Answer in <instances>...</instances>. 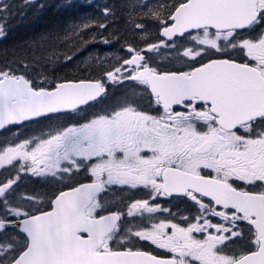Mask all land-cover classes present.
I'll list each match as a JSON object with an SVG mask.
<instances>
[{
    "label": "snow or ice",
    "instance_id": "obj_1",
    "mask_svg": "<svg viewBox=\"0 0 264 264\" xmlns=\"http://www.w3.org/2000/svg\"><path fill=\"white\" fill-rule=\"evenodd\" d=\"M11 8L0 0V20ZM121 11L138 43L125 37L128 55L114 63L93 57L84 71L95 77L49 86L40 71L60 58L61 44L84 43L90 23L42 35L30 59L0 68V129L107 104L108 85L127 82L119 100L85 123L0 145V264H264V0H123ZM103 14L116 18L108 6ZM162 50L187 70L152 66L148 53ZM138 90L158 114L143 110ZM82 168L93 182L53 193L50 210L46 194L20 191L21 173L48 183ZM112 186L183 199L196 214L181 217L186 226L128 227L129 217L170 210L147 199L109 209L101 193Z\"/></svg>",
    "mask_w": 264,
    "mask_h": 264
},
{
    "label": "rangeland",
    "instance_id": "obj_2",
    "mask_svg": "<svg viewBox=\"0 0 264 264\" xmlns=\"http://www.w3.org/2000/svg\"><path fill=\"white\" fill-rule=\"evenodd\" d=\"M168 2L170 3L171 1ZM88 3H91V1H89ZM45 4H46V8L43 9V11L46 10L51 4L61 5V7H68L74 4V1L69 2V0H65V2L60 3L58 0H46ZM11 5L12 8L10 14L5 15L3 19L0 20V24L4 25V31H5V34L3 36H0V47L5 46V43L2 44L1 42L6 38L10 28L16 24L15 18H22L26 16L31 17L32 14V10L30 9L32 5L27 3L26 0H15ZM96 8H97L96 15L98 16L97 21L87 22L82 19L78 21L75 19L72 23L69 24L68 28L70 27L71 29L75 25L90 23L92 25L91 29H93L92 34L89 33L83 34L82 37L83 38L94 37L95 38L94 40L96 42H99V44L95 45L97 44L95 42L92 43L91 45H86L83 49H80L79 51H76L73 54V61H69L67 62V64H65L64 60L59 61V59H57L54 64H51L47 67H41L40 71H43L49 78V86H51V81L57 79L58 71L61 70L71 71L72 73L75 74V77L82 76L81 74H83L84 76L87 75L83 73L82 70H84L86 66H89L88 63L89 64L95 63V61L92 59L95 56H99L101 57V59L107 57V59L104 60V63L107 64L110 62L114 63L118 57H126L128 55L126 50L123 48L125 38L119 37V39L116 40V39H112V37L106 35L105 33H100L104 29H100L98 25L100 23L107 24V21H109V19L105 18L103 14L104 7L96 6ZM87 29L90 31L89 28ZM119 31L123 34L130 36V28L128 25H121ZM156 32L157 30L154 27L150 30V35L153 40H155ZM104 38L110 39L111 43L108 44L103 43L102 41ZM30 40L27 39L26 42H19L18 45L16 46L11 45V46L13 48L26 46L27 51L30 52V46L33 45L34 43V42H30ZM127 42L132 43L129 41ZM137 43L138 41L136 40V44ZM17 51H19V49H16V52ZM4 52H7V50H5ZM4 52L3 53L0 52V63L3 61ZM148 55L152 58L151 59L152 66L158 67L161 70H165V71H176L177 69L187 70L178 60L175 59L173 53H164V51L162 50V54L148 53ZM28 58L30 59V53L28 55ZM7 65L12 67L17 65V58L11 57V59L8 60ZM77 67H79L81 71L77 72L76 71ZM0 68H1V64H0ZM71 68H73V70H71ZM33 75H36L35 71L33 72ZM49 75L54 77V79ZM126 85L127 82L124 85L109 84L108 85L109 92L113 99L110 100L107 104L88 108L86 111L76 113L74 115L71 114L62 115L60 116L59 119H52L51 121L47 120L43 123L32 124V125L27 124L26 125L27 127L21 131L8 130L0 136V145H3L5 142L12 143V142H19L23 139L41 137L60 128L85 123L93 115L103 112L104 110L108 109L111 104L115 103L116 100H119L125 94L127 88L125 87ZM140 94L148 99L147 95L143 93L142 90H138V99H140L139 98ZM143 106L145 107L149 106L148 100L145 101L144 103L143 101L141 102V107L143 108ZM4 175L7 174L6 173L0 174V179H2ZM21 177L22 179L20 183V191H25L29 193L39 192L42 195L43 194L47 195V199H45V205H44L45 210H48V199L52 197L53 193H57L62 189L66 188L67 186H71L72 184L79 185L84 182L85 183L93 182L94 179L91 176L90 172L85 171L83 168L79 172H73L65 175L62 181L50 180L48 183L37 182V179L35 177H32L30 174H24V173H21ZM149 193H150V189L143 188V186L137 188H128L127 186H112L104 193V195H102V202L105 203L106 207L109 209L127 211L126 206L130 202L137 199H147L151 204H158L162 209L166 208L170 210V212L157 211L152 214L146 213L144 217H137L135 219L129 217L128 219L131 221V223L128 225V227L144 226L150 223H158L161 220H165V221L171 220L173 223L180 224L181 226H186V224L182 221L181 217L188 216L191 219V217L196 214V210L191 204V202H181V200H176V201L170 200L165 196H157L155 199H151ZM130 246L140 248L141 250L144 249L157 250V247L155 245H151L150 243L144 241L133 240Z\"/></svg>",
    "mask_w": 264,
    "mask_h": 264
},
{
    "label": "trees",
    "instance_id": "obj_3",
    "mask_svg": "<svg viewBox=\"0 0 264 264\" xmlns=\"http://www.w3.org/2000/svg\"><path fill=\"white\" fill-rule=\"evenodd\" d=\"M78 12V6L76 3L68 6V7H61V5H50L46 10H44L37 18L35 19H29L27 17L22 18H15L16 24L12 26V28L9 30L10 34L8 33L6 38L1 42L2 44L5 43V46L0 47V52L3 53L5 50L7 52H4V58L3 61L0 63L1 68L5 67L7 65L8 60L11 59V57L17 58V65L13 66V68L18 67V61L29 59L28 55L30 52L27 51L26 46H21L19 48L12 47L11 45H18L19 42H26L27 39H31L30 42H35L38 40L39 37L45 34H50L53 32L58 33H64L65 31L70 30V27L68 28L69 24L72 23L76 17ZM23 24V25H21ZM16 28V29H15ZM90 34V31L86 29L81 35L83 34ZM157 39V36H155V40ZM85 42L80 43L78 40L76 41H67L65 44H61L59 46V54L60 58L59 61L63 60L62 56L64 53H68L73 55L76 51H79L80 49H83L86 45H91L92 43H95L96 41L91 38H84ZM129 42H132L136 44L135 39H128ZM98 45L99 42H96ZM77 44L79 45L77 47ZM16 49H19V51L16 52ZM93 63H88L89 66H91ZM12 67V66H11ZM73 70V68H71ZM83 73L87 75L77 76L79 78H92L95 77V72H87L82 70ZM49 73V72H48ZM50 76V75H49ZM52 77V76H50ZM75 77V74L71 71H58L57 79H73L77 78ZM54 79V77H52ZM122 92V91H121ZM119 93V92H117ZM51 121V120H49ZM76 184H72L71 186H67L66 188L72 187Z\"/></svg>",
    "mask_w": 264,
    "mask_h": 264
},
{
    "label": "flooded vegetation",
    "instance_id": "obj_4",
    "mask_svg": "<svg viewBox=\"0 0 264 264\" xmlns=\"http://www.w3.org/2000/svg\"><path fill=\"white\" fill-rule=\"evenodd\" d=\"M14 1L15 0H8V2L10 4H12ZM58 1L60 3L65 2V0H58ZM71 1H74V3H76L78 6V12H77L78 16L76 18L77 21L80 19L87 21V22L97 21L98 16L96 15V13H97L96 6H101V7L108 6V7L112 8L116 12V18L113 20L107 21V28L102 30L100 33H105L106 35H108L110 37L118 36L121 38H125V37L131 38V36L123 34L119 31V28L121 25H127L125 17L121 11V4L123 3V0H69V2H71ZM89 1H91V3H88ZM168 1H171V0H168ZM45 2H46V0H32V3H31L32 7L30 8L32 10L31 17H28V16H26V17L29 19H34L35 17H38L42 13L43 9L46 8ZM41 5H43V7H41ZM89 19H91V20H89ZM89 29H90V34H92L93 29H91V27H89ZM9 34H10V32H9ZM125 87H127V85ZM139 98H142L143 103L148 100L146 97H144L141 94H140ZM143 108H144V110L150 112L153 115L158 114L155 110L154 105L151 107L150 106H147V107L143 106ZM47 120L48 119L44 118V119H40L39 121H34L31 123H27V124H30V125L39 124V123H43ZM27 124L17 126V127H7L6 129H3L0 132V136L8 130H16V131L24 130V128L27 127L26 126ZM238 183H242V182H238ZM166 198H168L170 200H175V201L181 200V202H188V201H185L183 199H177L174 197H166ZM48 210H49V208H48ZM218 220H219V218H213V222H217ZM144 251H149L153 255L160 256L161 258H168L171 255V254L166 253L164 250L158 249V248H157V250H155V249L154 250L153 249H144Z\"/></svg>",
    "mask_w": 264,
    "mask_h": 264
},
{
    "label": "water",
    "instance_id": "obj_5",
    "mask_svg": "<svg viewBox=\"0 0 264 264\" xmlns=\"http://www.w3.org/2000/svg\"><path fill=\"white\" fill-rule=\"evenodd\" d=\"M25 122H28V121H25ZM18 125H21V124H13V125H8V126H18ZM7 126V127H8ZM3 129H0V131H2ZM90 183H92V182H86V183H81V184H90ZM80 185V184H79ZM79 185H76V186H74V187H78ZM73 188V187H72ZM71 190V188L70 189H67V190H64V191H70ZM102 194V193H101ZM50 210V209H49Z\"/></svg>",
    "mask_w": 264,
    "mask_h": 264
},
{
    "label": "bare ground",
    "instance_id": "obj_6",
    "mask_svg": "<svg viewBox=\"0 0 264 264\" xmlns=\"http://www.w3.org/2000/svg\"><path fill=\"white\" fill-rule=\"evenodd\" d=\"M16 29V28H15Z\"/></svg>",
    "mask_w": 264,
    "mask_h": 264
}]
</instances>
